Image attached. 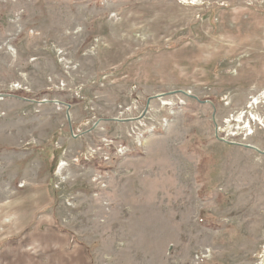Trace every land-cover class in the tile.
<instances>
[{
	"label": "rangeland",
	"instance_id": "1",
	"mask_svg": "<svg viewBox=\"0 0 264 264\" xmlns=\"http://www.w3.org/2000/svg\"><path fill=\"white\" fill-rule=\"evenodd\" d=\"M246 145L264 0H0V264H264Z\"/></svg>",
	"mask_w": 264,
	"mask_h": 264
},
{
	"label": "crops",
	"instance_id": "2",
	"mask_svg": "<svg viewBox=\"0 0 264 264\" xmlns=\"http://www.w3.org/2000/svg\"><path fill=\"white\" fill-rule=\"evenodd\" d=\"M117 26V25H116ZM107 28L109 29V32L111 33L112 31H113V29H112V27H111V25H110V23H109V25H107ZM137 51H135L134 52V54L136 53ZM123 61H125V58L123 59ZM99 70L101 71V70H103L101 67H99ZM57 233V232H56ZM72 244V242H71V240H69V242H68V246H70ZM72 251V250H71ZM83 252H84V255H85V257H86V259H87V262H90V259H89V256H88V252H87V250L86 249H84L83 250ZM53 253V252H52ZM12 254H14V253H12Z\"/></svg>",
	"mask_w": 264,
	"mask_h": 264
},
{
	"label": "water",
	"instance_id": "3",
	"mask_svg": "<svg viewBox=\"0 0 264 264\" xmlns=\"http://www.w3.org/2000/svg\"><path fill=\"white\" fill-rule=\"evenodd\" d=\"M68 121H70V116H69V114H68ZM241 146H243V145H241ZM244 147H245V148H248V149L255 150V151L258 152L259 154H264L263 152L259 151V150L256 149L255 147L248 146V145H246V146H244Z\"/></svg>",
	"mask_w": 264,
	"mask_h": 264
},
{
	"label": "bare ground",
	"instance_id": "4",
	"mask_svg": "<svg viewBox=\"0 0 264 264\" xmlns=\"http://www.w3.org/2000/svg\"><path fill=\"white\" fill-rule=\"evenodd\" d=\"M189 96V95H188ZM161 98V97H160ZM163 105H170L169 103L168 104H166V103H164ZM61 171V169H59V172ZM14 251V250H13Z\"/></svg>",
	"mask_w": 264,
	"mask_h": 264
}]
</instances>
